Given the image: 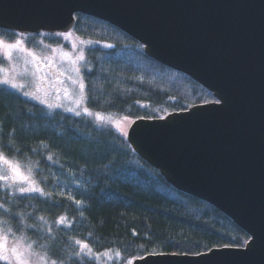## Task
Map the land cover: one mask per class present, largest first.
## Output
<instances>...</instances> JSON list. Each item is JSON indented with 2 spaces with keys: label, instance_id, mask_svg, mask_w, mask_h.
Wrapping results in <instances>:
<instances>
[{
  "label": "trees",
  "instance_id": "1",
  "mask_svg": "<svg viewBox=\"0 0 264 264\" xmlns=\"http://www.w3.org/2000/svg\"><path fill=\"white\" fill-rule=\"evenodd\" d=\"M72 33L90 44L82 77L92 111L131 122L218 102L213 92L149 57L144 45L110 23L78 13ZM0 152L29 169L44 192L22 194L1 184V227L32 241L57 264H133L150 254L245 248L251 240L214 205L166 181L126 134L87 116L50 111L6 88H0ZM63 173L75 179V187L65 188Z\"/></svg>",
  "mask_w": 264,
  "mask_h": 264
},
{
  "label": "water",
  "instance_id": "2",
  "mask_svg": "<svg viewBox=\"0 0 264 264\" xmlns=\"http://www.w3.org/2000/svg\"><path fill=\"white\" fill-rule=\"evenodd\" d=\"M78 13L119 28L222 101L135 120L127 140L166 181L214 205L251 242L133 264H264V0H0V25L20 30L67 32Z\"/></svg>",
  "mask_w": 264,
  "mask_h": 264
},
{
  "label": "rangeland",
  "instance_id": "3",
  "mask_svg": "<svg viewBox=\"0 0 264 264\" xmlns=\"http://www.w3.org/2000/svg\"><path fill=\"white\" fill-rule=\"evenodd\" d=\"M0 31L3 32V37L0 36V40L6 44L15 43L17 39L22 40V44L11 52L10 59L3 54L8 51L7 48L0 50V79H9L12 83L22 87L13 88L8 84H0V88L16 92L26 99L47 107L50 111L59 110L74 116H87L98 126H109L123 134L128 133L131 122L104 113H101L104 119H98L95 114L99 112L92 111L86 106L85 89L83 96L81 95L79 83H84L82 77L84 59H80V57L85 56V48L90 45L88 42L78 39L72 30L67 32L48 28L20 30L16 27L0 25ZM13 35L14 38L10 39ZM34 36L38 38H33ZM29 38L34 39L33 44L27 43ZM49 38L58 43L52 40L48 42ZM47 69L52 70L51 73ZM25 92L29 95H25ZM78 100L80 101L79 104L77 103ZM217 103L220 104L222 101L218 99ZM85 107L93 114H86L84 112ZM69 109H73V111H69ZM77 112L80 115H77ZM20 167L23 175L29 178V182H35L31 186L37 187L32 172L21 165ZM0 176L8 177L5 180L0 179V185L14 186L17 192H20V187L27 188L30 186L29 182H23L19 177L13 178L8 166L2 163H0ZM60 180L65 188L75 187L74 184H77L75 179L66 173L60 175ZM77 186V188H82L80 185ZM0 234L7 237L9 249L19 245L20 251L29 259L30 264H51L52 259L48 255L47 261L40 260L39 257L45 255L35 250L33 246H37L24 236L13 235L12 230H4L1 225ZM29 243L32 245L31 249L28 248ZM11 264H17V262L12 260Z\"/></svg>",
  "mask_w": 264,
  "mask_h": 264
},
{
  "label": "snow or ice",
  "instance_id": "4",
  "mask_svg": "<svg viewBox=\"0 0 264 264\" xmlns=\"http://www.w3.org/2000/svg\"><path fill=\"white\" fill-rule=\"evenodd\" d=\"M21 44H22V40H20V39H17L15 41V43H12V44H6L3 40H0V50H3L5 48H7L8 51L3 53V54L10 59L11 58V52L13 50L17 49L18 46L21 45ZM80 59H84V57L81 56ZM0 84H8V85H10L13 88L22 87L21 85L12 83V81L9 80V79H0ZM79 88L81 90V95L83 96V91L85 89V84L80 82L79 83ZM24 94L25 95H29V93H27V92H25ZM42 102H44V101H42ZM77 103L79 104L80 101L78 100ZM141 106L144 107L145 105H141ZM49 107H52V105H49ZM69 111H73V109H69ZM84 112L86 114H88V115H92L93 114V113H91L89 111V109L87 107L84 108ZM76 114L80 115L79 112H77ZM95 115H96V117L98 119H104V117L102 116L101 113H96ZM125 119H127V117H125ZM49 159H51V157H49ZM0 163L5 164V165L8 166L10 172L13 174V178L19 177L21 181L29 182V178L23 175V172L21 170V167H20L19 163H14L12 160L7 158L2 152H0ZM0 179H8V177L0 176ZM29 183H30L29 187H27V188L20 187L19 188L20 193L24 194V193H30V192H39V193H41V195H44L43 189H41L39 187L31 186V184L35 183L34 181L29 182ZM74 202L77 203V204H81L82 203L81 201H74ZM2 206L3 205H0V207H2ZM40 219L42 220L43 217H40ZM63 221H64V218L61 217L59 222L63 223ZM49 231H51V229H49ZM76 243L81 246L82 250L89 249V245L87 243H85V242L76 241ZM31 247H32V245H31V243H29L28 244V248L31 249ZM225 247H227V245H225ZM117 255H119V253H117ZM39 258L42 261H47V256L46 255L45 256H40ZM0 260L5 261L6 264H11L12 260H15L17 262V264H30L29 259L24 255L23 252L20 251L19 245L14 246L11 249L8 248L7 237L5 235H2V234H0ZM51 264H57V262L55 260H52ZM129 264H132V262H129Z\"/></svg>",
  "mask_w": 264,
  "mask_h": 264
},
{
  "label": "flooded vegetation",
  "instance_id": "5",
  "mask_svg": "<svg viewBox=\"0 0 264 264\" xmlns=\"http://www.w3.org/2000/svg\"><path fill=\"white\" fill-rule=\"evenodd\" d=\"M47 70H48V72H50V73H51V71H52V70H50V69H47ZM3 180H5V179H3Z\"/></svg>",
  "mask_w": 264,
  "mask_h": 264
}]
</instances>
